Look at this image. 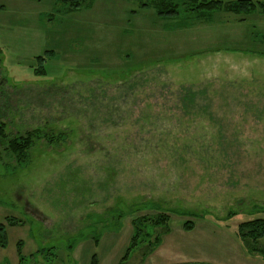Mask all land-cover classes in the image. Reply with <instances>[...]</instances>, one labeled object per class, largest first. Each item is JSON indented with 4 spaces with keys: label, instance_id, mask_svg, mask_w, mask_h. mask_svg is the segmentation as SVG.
I'll return each instance as SVG.
<instances>
[{
    "label": "rangeland",
    "instance_id": "obj_1",
    "mask_svg": "<svg viewBox=\"0 0 264 264\" xmlns=\"http://www.w3.org/2000/svg\"><path fill=\"white\" fill-rule=\"evenodd\" d=\"M153 4L0 0V123L45 136L21 159L0 142V264H74L76 244L161 212L231 232L264 217V16L182 26ZM190 86L207 114L178 109Z\"/></svg>",
    "mask_w": 264,
    "mask_h": 264
},
{
    "label": "trees",
    "instance_id": "obj_2",
    "mask_svg": "<svg viewBox=\"0 0 264 264\" xmlns=\"http://www.w3.org/2000/svg\"><path fill=\"white\" fill-rule=\"evenodd\" d=\"M64 2L69 6V9H78L84 4V0H57ZM155 14L159 19L175 20L185 13V21L181 22L182 26L191 24L192 20L209 23L212 16L216 12H225L237 17L250 16L254 13L264 16V0H152ZM145 7V5H141ZM182 6V7H181ZM242 20V19H241ZM41 61V60H39ZM42 73V71L40 70ZM206 93L205 88L180 87L179 95L176 97L178 109L185 111H202L207 114L210 104L203 98ZM209 115V114H208ZM209 120L212 115L208 116ZM211 121V120H210ZM4 126L0 123V142L5 143V150L14 154L17 159H21L25 150H27L39 137H45L43 130L35 128L26 132L25 135L18 137H8L4 132ZM50 139V138H49ZM169 216L165 213L157 214L152 217L139 216L131 221L133 233L128 245V249L124 256L120 259V264L127 261L128 257L133 252H140V259L151 253L156 246L162 234L168 232ZM7 222L15 225L16 219L6 218ZM216 222H220L219 220ZM184 230H191L193 223L185 221ZM152 229H159L160 232H152ZM151 230V231H150ZM236 235L248 254H258L264 258V247L260 246L259 240H264V217L255 218L249 221L242 222L236 228ZM97 243L98 238H93ZM7 245V237L5 226L0 224V247L5 248ZM51 250V248L49 249ZM91 264H96L95 259H92Z\"/></svg>",
    "mask_w": 264,
    "mask_h": 264
},
{
    "label": "crops",
    "instance_id": "obj_3",
    "mask_svg": "<svg viewBox=\"0 0 264 264\" xmlns=\"http://www.w3.org/2000/svg\"><path fill=\"white\" fill-rule=\"evenodd\" d=\"M220 224L208 217L199 218L191 230H184V223L176 220L168 225V232L162 234L152 252L139 258L137 264H264L262 256L245 251L235 230L231 232ZM132 233L129 221L128 229L106 230L98 236L97 243L92 238L85 239L72 248V261L91 264V256L96 252V264H120ZM133 253L122 264L136 260Z\"/></svg>",
    "mask_w": 264,
    "mask_h": 264
}]
</instances>
